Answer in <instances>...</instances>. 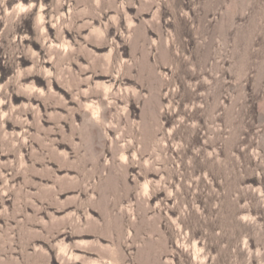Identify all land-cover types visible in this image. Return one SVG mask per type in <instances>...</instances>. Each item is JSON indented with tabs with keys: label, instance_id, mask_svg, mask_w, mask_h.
<instances>
[{
	"label": "rangeland",
	"instance_id": "rangeland-1",
	"mask_svg": "<svg viewBox=\"0 0 264 264\" xmlns=\"http://www.w3.org/2000/svg\"><path fill=\"white\" fill-rule=\"evenodd\" d=\"M0 264H264V0H0Z\"/></svg>",
	"mask_w": 264,
	"mask_h": 264
}]
</instances>
